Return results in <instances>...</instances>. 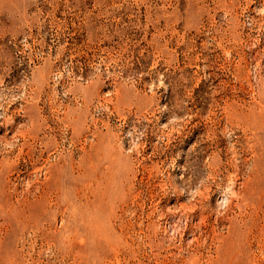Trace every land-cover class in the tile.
Returning <instances> with one entry per match:
<instances>
[{"label":"rangeland","instance_id":"obj_1","mask_svg":"<svg viewBox=\"0 0 264 264\" xmlns=\"http://www.w3.org/2000/svg\"><path fill=\"white\" fill-rule=\"evenodd\" d=\"M0 264H264V0H0Z\"/></svg>","mask_w":264,"mask_h":264}]
</instances>
